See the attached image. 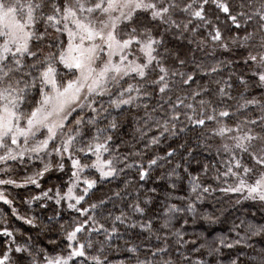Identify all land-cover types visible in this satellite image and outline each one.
Returning <instances> with one entry per match:
<instances>
[{"label": "snow or ice", "instance_id": "1", "mask_svg": "<svg viewBox=\"0 0 264 264\" xmlns=\"http://www.w3.org/2000/svg\"><path fill=\"white\" fill-rule=\"evenodd\" d=\"M133 111L129 144L118 133ZM185 131L214 142L218 163L194 174L190 141L152 155ZM165 165L161 192L158 176L144 199L123 179L96 196L132 170L144 188ZM30 187L21 214L8 189ZM215 193L221 207L202 211ZM242 201L253 204L209 242ZM0 202L21 222L0 220V264H264V248L242 258L264 242V0H0ZM190 221L209 227L189 233Z\"/></svg>", "mask_w": 264, "mask_h": 264}, {"label": "trees", "instance_id": "2", "mask_svg": "<svg viewBox=\"0 0 264 264\" xmlns=\"http://www.w3.org/2000/svg\"><path fill=\"white\" fill-rule=\"evenodd\" d=\"M222 28H226L227 25L226 23H224V17L221 16V25ZM201 35H203V33H201ZM167 41L169 42L168 46L169 47H175V48H180L182 51H187V40H183V39H176L174 34H169L167 36ZM161 51H163V49H161ZM223 58V57H220ZM228 76V72L225 71L223 73V77H227ZM195 86V85H194ZM256 95H258V93H255ZM235 95V93H234ZM235 103V102H233ZM129 116L128 120L124 121V132L128 133V135H123L122 133H118V135H122L123 139L128 141L129 144L132 143V135H133V129L136 127L135 121L132 119V116L135 115V111H133V113L131 114H126ZM196 132L193 131H185L184 133L180 134L178 137H171L169 138L166 142H163L160 148H155L152 150V155H164V151L167 150V145L168 144H172L173 147L179 148V145L186 142V141H190L188 143V147L192 148L194 151V158H191V168L193 170V173L195 174L196 171V165H197V161L200 162V165L202 166L203 164H216L218 163V158L215 156V143L213 142V150L212 151H208L207 149L203 148V147H196ZM163 149V150H161ZM184 152V149H180V152L177 153L176 157L173 160V163H175L176 161L179 160L180 158V153ZM185 155H187L186 152H184ZM146 163V161H145ZM170 171V169L167 167V165H165V167L155 173H153V178L152 180H148L146 182V187L141 188L140 184L136 183V181L138 180V176L135 173V170H132L131 172H129V174L123 178L117 177L116 180H113L111 183L108 184H102L100 187H98L97 191H96V196L103 198L106 194L110 195L111 192L117 191V190H123L124 189V184L122 182L123 180H130L133 181V183L131 184V186L128 188V192L132 193V198L134 199L136 194H137V190L139 189L140 193H141V199H144L146 194H147V190L149 188L152 187H156L157 185L155 183H153L154 180H156V178L158 176H163L164 179L162 181H158L159 183V187H158V192H161V190L163 189L164 185L167 183H170V181L168 180L167 177V172ZM211 176V172L209 173V177ZM211 182V181H209ZM55 183V178L54 177H49L48 179H46L43 182V187L47 188L52 186ZM215 186V185H213ZM8 191L11 194V198H15L16 201V207L19 210V212L21 214L26 212V206H24L22 204V200L24 198H27L30 195H36L38 194V190L34 189V188H29L27 190H21V189H12L9 188ZM162 194V193H161ZM125 195H127V193H125ZM217 198L223 199L222 195L220 193H215L213 196L208 197L204 202H203V207H202V211H207V212H213L214 211V206L216 208L221 207V205L217 204ZM233 199H235V196L233 195ZM128 202H131L128 201ZM117 203H120V201H117ZM253 202L252 201H242V205L241 206H236V209H234L232 211V215L229 217V220L224 222V223H218L216 225H211L210 226V231H211V235H209L208 233H205V235L207 236L209 242H211L212 238L217 236L218 234H220L221 232L227 234L228 233V227L230 225L231 219L233 217H239L243 214V212L246 209H249V206L252 205ZM227 206V205H225ZM34 209L36 208V206H33ZM108 207H112L111 204L108 205ZM56 208V206H50L48 212L45 214L46 216L49 215H53V211ZM238 209V210H237ZM251 211H256V209H250ZM10 209L6 206L3 205L2 202H0V220H2L4 217H9V226L11 228H18L20 227L21 222L16 221L15 218H11L10 217ZM115 214H119V211L117 210L115 212ZM217 215H219V212H216ZM65 218L66 219H70V217L68 216L66 210H65ZM138 219V218H137ZM261 219V213L257 212V216H256V220L260 221ZM221 220H223V217H221ZM46 219H45V223H46ZM63 222V221H61ZM238 222V221H237ZM202 222H197V224H192L191 221L189 222V224L186 226V230L189 233L192 232H196L199 233L201 231H203L204 227H209L207 225H204L203 227L201 226ZM28 226L24 225L23 228L21 229V231H24L25 229H27ZM120 231L123 234V239L125 240H130L132 243H141L142 241L146 240V237H142V236H137L136 233H138L140 230L139 228L136 229H125L124 226L120 227ZM27 235V232L25 231V236ZM53 239H56L57 237L55 235H53L52 237ZM188 239H193L195 238L194 236H189L187 237ZM2 239V238H0ZM19 242H23V240L18 236L17 237ZM94 240L98 239V237H93ZM120 243H123V240L120 241ZM252 247L253 249H255V251L249 250V249H244V255L242 256L243 259H249L252 256H256V254L259 252V250L261 248H264V242H258V238H254L252 241ZM206 256V254H205ZM123 256L122 255H112V260H113V264H115V261L122 259ZM195 258V257H194ZM210 259V258H209ZM258 259V257H257Z\"/></svg>", "mask_w": 264, "mask_h": 264}]
</instances>
